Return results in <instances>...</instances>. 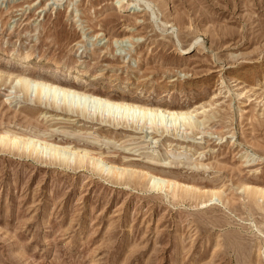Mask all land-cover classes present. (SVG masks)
Returning a JSON list of instances; mask_svg holds the SVG:
<instances>
[{
  "label": "rangeland",
  "instance_id": "374dc122",
  "mask_svg": "<svg viewBox=\"0 0 264 264\" xmlns=\"http://www.w3.org/2000/svg\"><path fill=\"white\" fill-rule=\"evenodd\" d=\"M144 1L0 0V133L111 163L0 145V264H264V0ZM21 70L197 124L69 114L16 95Z\"/></svg>",
  "mask_w": 264,
  "mask_h": 264
},
{
  "label": "bare ground",
  "instance_id": "6f19581e",
  "mask_svg": "<svg viewBox=\"0 0 264 264\" xmlns=\"http://www.w3.org/2000/svg\"><path fill=\"white\" fill-rule=\"evenodd\" d=\"M135 1H138V0H134V2ZM144 3L147 6L151 7L150 2H148L147 0H145ZM119 7L121 8L122 5L120 4ZM29 54L26 55V58L31 56ZM0 72L2 73L3 71H0ZM5 73L7 74V72H5ZM2 77H3V75L0 74V80L2 82H5L6 80L4 81L2 79ZM4 79L11 80L12 82H16V88L18 89V91L14 92L16 95H17V93L18 94L23 93L24 95L29 96V94L31 92H35L37 102L43 103V100H46L47 103L49 104V106L51 105L52 107H54L58 110L59 109L64 110L65 112H68L69 114H71L70 112H75V113H80L81 116H84V117L88 116V115H89L88 117H90V116L100 117V118H105V120L107 119L106 121L112 120V121L117 122L119 124L121 122H123V123L126 122V124H127V122L128 123L133 122L137 125H140L142 123L144 126L150 125L151 128L153 127V125H158V126L161 125V127L163 125V126H165L166 130L168 129V126L170 123L180 125V127L183 126L184 123L189 125L188 127H194L197 124V122L194 121L195 119H194V116L192 114L193 112L190 110H169L167 108L154 107L152 105L150 106L148 104L136 102L133 100L131 102V101L126 100L125 98L114 99V100L113 99H106V98L102 97L101 95H99V93L97 91H88L87 92V90L85 88H83L82 86H80L79 84H77L75 82H70V81L60 80V79H54V78H48V77H43V76H36V75L30 74L26 70H21L18 73L17 72L8 73L7 77H4ZM1 84H3V83H1ZM182 122H183V124H182ZM7 131L6 132L3 131L0 133V145L4 148L10 146V149H11V146H12L14 148V151H15V148L18 150L20 148L27 147V149L30 150L29 155H31L33 152L38 150V148H42L43 152H44V150L50 151L56 160L57 159L61 160L62 164L66 165V166H68L70 164L71 159L74 158L75 164L78 168H80V167L85 168L87 158L89 156H92L93 157L92 159L95 162V165H93L94 166L93 169H96L95 167L98 166L99 169L103 171L107 165L111 164V163H108V161L104 160L103 158H100V156L99 157L93 156L91 154L93 152H91L89 154L88 150H83L84 148L83 149H81V148L77 149L76 148L77 150L74 148L75 150H72L73 148L71 149L68 145H65L63 143V141H62V143H63L62 144L59 142H55L53 140H49L50 138L44 139V137H43L44 140H41L42 138H40V139L36 138V135L32 132L31 133L26 132L25 134L22 132L23 133L22 135H17V134H15L16 132H13L14 134L10 135L9 131L8 132ZM5 150H6V148H5ZM24 150L26 151V149H23V152H25ZM7 151H9V150H7ZM39 151H41V150H39ZM2 152H3V150H2ZM19 152H17L18 155H19ZM21 154H22V151H21ZM25 155H28V154L26 153ZM37 155H38V153H37ZM51 158H52V156H51ZM92 159H90V160H92ZM53 161H55V160L53 159ZM96 162H97V164H96ZM88 164H89V162H88ZM91 164L92 163L90 162V165ZM112 166H115V167H112V171H113V174H115L113 177L116 176L117 177L116 179H118L119 176L121 177L123 175L129 176V174L127 173V171L124 168H122L118 165H114V164ZM71 167H73V165H71ZM86 168H87V166H86ZM131 172H133V171H131ZM110 173H111V171L109 172V174ZM141 173L142 172H140V171L138 172V174H141ZM147 173H149V172H147ZM111 175H112V173H111ZM135 176H136V174H135ZM150 176H151V180H152L151 183H153L152 187L163 188L164 186L170 187L172 185V182L163 178L162 176H159V174H157V173L151 172ZM142 177H144V175ZM126 178H127V176H126ZM135 178L136 177H134L133 180H135ZM148 179H149V177H148ZM149 180H148V182H149ZM178 185H180V184H178ZM195 191L196 190H194L193 192H195ZM188 192L190 193L189 190H188ZM177 193H178V191H177ZM189 193H188V195H189ZM259 194H260V192H259ZM182 195L183 194H181V196ZM204 195H205V193H204ZM204 195H202V196H204ZM214 195H216V194H213V196ZM261 195L262 196L264 195V189H262Z\"/></svg>",
  "mask_w": 264,
  "mask_h": 264
}]
</instances>
